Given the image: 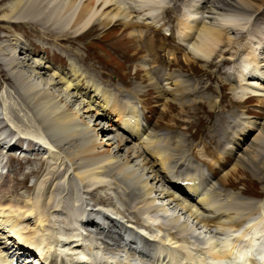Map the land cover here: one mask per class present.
Segmentation results:
<instances>
[{"label":"bare ground","instance_id":"6f19581e","mask_svg":"<svg viewBox=\"0 0 264 264\" xmlns=\"http://www.w3.org/2000/svg\"><path fill=\"white\" fill-rule=\"evenodd\" d=\"M10 1L14 3L11 7L5 8L7 4L4 3L9 2L10 4ZM253 1L263 4L264 0ZM251 4L248 2L247 5H244L239 0L238 2L234 1V3H231L230 0H173L172 4H169L168 0H16V2L15 0H0V6L2 5L0 7V15L2 16L0 24H25L27 26L34 24L45 43L35 50L33 44L28 43L27 47H21V40L13 39V46L9 45L11 53L6 54L3 52L5 53L7 48L0 46V52L3 54L0 57V68L2 69L0 78H3L4 82L11 87L14 96L17 97V99L14 98L13 107L17 108L16 111L23 110L28 118L26 120L28 127L24 125L20 128V124H18L19 114H15L18 116L13 118L11 103L8 99H4L3 113L10 126L14 127L19 135L35 139L46 137L50 146L55 147L59 152L58 154L54 153L52 149L49 152L52 154L55 164H59L61 167L68 164L69 166L66 167L67 174H73L71 175L73 182L80 180L87 188H90L89 195L94 196L100 190H110L112 193L115 192L124 197L123 210L114 206L113 201L105 196L97 198L93 208H101L102 204L111 201L110 204H113L114 207L113 211L122 215L126 223L134 222L149 229V222L156 224L160 214L171 215L174 224H181L178 232H167L163 234L164 236H161L162 233L141 231L150 239L159 241L156 242L158 244L156 250L159 249L158 253L162 254H153L152 244L150 245L149 240H141L140 238L142 247L139 251L136 250L138 247L133 248L137 243L136 241L129 246L123 244L121 250L126 253L129 251V254H126L129 258L127 264L128 262L129 264H170L161 261L159 256L162 255H167L173 264H215L214 260L209 259L212 254L217 253L216 249H213L212 253L210 252L214 244H222L220 249L225 252L228 250L227 244H233L237 241L239 242L236 246L239 248L254 245L249 249V255H252L253 251H257L256 243H260V239L264 238V199L255 202L243 199L240 194L232 195L228 199L225 196L228 188L233 187L231 176L238 173L239 170L249 172L252 177L257 178L264 185V122L258 121V119L264 118V72L262 71L264 58L263 60L258 58L257 49L248 54V59L244 60V71L238 80H232L233 75L224 72L226 81L239 82L242 93H237L230 98L224 92L226 85H223L220 87L222 93L218 96L220 103H217L213 100V96L216 94L213 83L221 82V79L211 82V75L207 71L202 74H195L199 79L193 88V85H187L186 80H183L181 75L165 72L169 70V67L163 65L165 58L162 56H170L168 59L171 60L170 64L177 65L173 71L180 72V70H185L184 66L178 65L177 61L172 60V58L174 57L176 60L178 57L181 58L182 50L184 61L188 64L194 61L204 62L205 69L207 66L210 68L211 64L219 58L225 60L223 50L225 53H230L232 46L235 43L238 44L239 35L242 41H247L246 45L253 47L258 45L264 48V24L260 22L262 20H259V17H264V15L261 13L258 16L259 8L251 7ZM183 6L189 8L183 12ZM177 14L181 16V19L177 16L169 21L170 17L172 18L173 15ZM59 15L60 19L56 21L52 19V17L55 18ZM246 16H250L249 21L243 20ZM253 16L257 17L253 19ZM167 24L169 27L166 26ZM171 24H173L172 28L170 27ZM248 24H250L249 28L246 29ZM37 25H41V27ZM44 26H49L52 29L55 27L58 31L63 32V36L57 37L55 34L44 31L42 28ZM94 27H99L101 31L119 29L120 27L124 31L128 30L127 42H131L133 46L125 53L114 45L112 50L104 47L106 53L111 54L112 60V56H114L118 60L126 61L128 59L133 62L132 59L136 58L132 57L130 52L135 50L133 55H139L138 57L141 59H150L149 71L137 69L136 76L144 72L152 87L161 95L163 102L161 114L164 118L168 115L170 108L177 110L179 107L183 118L192 115L198 119V126H186L185 133L190 134L188 137L184 134L177 137L175 134L178 129L175 130L172 127L162 129L160 127L162 117L155 125L140 123L143 114L137 109V105L143 103L145 99L142 94V86H137L135 92L129 90L125 94L121 93V87L107 90L106 84L102 83L101 85L104 87L102 93L97 85L99 82L96 80V84H91L84 90L86 94L83 95V98L89 101L84 102L80 101L78 97L82 95V93L80 94V87L83 85L81 83L84 82L79 72L72 69L71 73L75 80H70L56 72H50L47 69L49 67H45L49 64L46 50L48 47H52L51 40L60 53L49 52L52 58L55 55L59 56L62 63H58V68H61L64 64L70 63V53L66 47L73 46L78 42L82 43L84 39L82 35ZM73 28L77 31L76 36L71 32ZM167 28L171 31V35H166L165 38L163 34ZM144 30L150 31V34L145 35ZM69 31L71 33H68ZM231 33L238 35V39L233 38ZM71 35H73L71 37L73 40L69 38ZM158 36L163 38L161 42L163 44L160 46H158L160 39H157ZM105 37H96L94 43L103 45L108 42ZM131 37H135L137 41ZM165 40L178 41L181 48L170 46ZM85 42L83 49H88L93 53L99 51L90 48L97 46L92 45L89 40ZM27 49L29 50V58L19 55L20 51L26 52ZM97 49L99 48L97 47ZM244 49L246 50L247 47L244 46ZM40 51L44 54V58L41 59L43 63L36 62ZM242 57L239 58L242 59ZM31 58H34V61ZM212 58L215 59L212 60ZM30 60L35 64H30ZM50 63L56 67L55 64L57 63ZM230 64L232 66L235 63H224L226 67H230ZM252 64L255 66L251 67ZM47 73L53 74L49 80L44 79ZM204 74L209 82L201 79L200 76ZM136 76L134 75L135 79L142 80L141 77L137 78ZM92 82H95V79H92ZM129 83L134 85L131 77ZM87 85L90 84L87 83ZM60 86L63 89H58L59 95H56L52 88ZM92 93H96L97 97L101 96L102 103L100 105H95L96 101L91 99ZM249 93L252 96L248 97ZM196 95H208L207 103L187 101L190 99L189 97H196ZM256 96L259 97L256 105L244 106V104L254 101ZM123 99L132 100L133 107L126 108L122 104ZM207 104L212 109L210 119L217 110L222 112L228 110L215 121L216 123L213 122V130H207L208 123L205 125L203 120L207 113ZM234 108L246 110V114L251 115L254 119L241 118L235 110H232ZM225 115L227 116L224 117ZM174 121L179 124L177 119ZM92 123L93 125H91ZM4 128V125L1 124L0 131ZM194 129L195 131H193ZM162 131L169 132L170 136L167 140L161 138ZM256 132L257 134L252 138V143L250 142L249 145L248 142L252 134ZM101 137H105V139L102 140ZM134 140H139L141 143L134 147ZM191 142L204 144L209 150L213 146H216L215 149H223L224 157L218 160L219 168L209 166L207 168L210 175H205L201 170L192 166L194 163L192 161H195L197 157L193 160L191 159L192 156L190 158L189 156L178 155L179 158L177 159V154L184 153ZM44 143L49 145L46 141ZM19 144L20 141L17 146ZM209 144L212 145L211 148ZM225 145L228 146L225 147ZM3 146L4 144L0 143V158L4 154L2 152ZM13 148L14 146L6 153L7 164L11 168V172L6 178L11 176L12 166L15 163L19 165L20 161H25L24 165L30 167L28 172L25 170L14 172L13 187L6 183V179L3 180L2 186H0L3 191L15 195L20 191L32 188L27 183L42 172L46 161L36 157L16 158L13 155ZM31 150L32 152L35 151L34 148ZM214 155H216L215 152ZM228 161H234L232 170L224 177L215 180L217 170L220 171V168ZM172 168L176 169L175 177L168 175V171ZM191 170L196 172L194 177L184 175V171L190 172ZM66 177L68 178V175ZM175 178L182 181H199V183L197 185L195 183L194 186L182 187ZM163 184L167 186V189H158L160 188L158 186ZM204 184V187L210 190L207 194H202L205 188L201 190V186ZM71 188L72 194L64 205L68 224L73 222V213L78 205V199L73 197L78 189L76 190L74 185ZM42 189L43 201L39 198L25 200L21 204L19 202H6L5 199L0 201V226L9 229L12 239L17 241L16 246H13L16 247L14 251L5 249V252L12 254L17 252V256H19V254L29 253L34 255L32 250L36 251L40 256L36 264H48L49 262L52 264H85L88 262V257L86 258L82 255L84 253L77 251L83 246L80 239L69 241V244L65 245V232L54 226L55 221H53L52 216L56 213L55 208L62 206L58 200L59 192H55L57 186L52 185ZM179 194H185L186 200H184L185 198L181 200ZM137 195L141 198L139 205L144 208H141L144 212L140 214L141 216L145 215L148 220L147 226L144 225L139 214L132 210L133 199ZM195 199H198V202L192 204ZM89 207H92L90 203ZM250 210L256 212L251 211V214ZM245 211L250 212V215H248L249 212L248 214L245 213L247 218L233 217L234 214L240 216L239 214ZM133 215H138L140 218H134ZM181 216L187 217L183 223H181ZM30 220H34L33 228L26 223ZM105 220L114 228L123 229L126 227L121 221L114 220L109 216ZM94 224V220L89 219L82 222L81 226L87 228ZM244 224H247V227L242 229ZM96 226L99 227L97 223ZM156 226L163 230L161 224ZM102 230H104L105 236L112 241L120 243L122 240L121 234L116 231H106L105 228ZM100 235L104 234L101 233ZM133 237L136 238V235L134 234ZM193 238L207 240L206 246L203 248L201 246L196 247L198 243H193L195 240L192 241ZM196 240L195 242H197ZM75 242L78 243L76 251L72 247H67ZM171 249L173 252L170 251ZM177 252L186 254L189 258L176 261ZM126 256L119 254L121 258ZM100 257L102 256L100 255ZM107 258L109 259V257ZM107 258L105 259L108 260ZM80 259L81 263L76 262ZM116 259L119 260L118 257ZM189 259L194 261L191 262ZM116 262L118 263V261Z\"/></svg>","mask_w":264,"mask_h":264},{"label":"rangeland","instance_id":"374dc122","mask_svg":"<svg viewBox=\"0 0 264 264\" xmlns=\"http://www.w3.org/2000/svg\"><path fill=\"white\" fill-rule=\"evenodd\" d=\"M172 1L173 0H168V3L172 4ZM230 1H231V3H234V1L238 2V0H230ZM239 1L241 3H243L244 5H247L248 2H251L252 3L250 5L251 7L255 6L257 9L259 8L257 11L258 12L257 15L259 16L261 13L264 15V1H263V4H261V2H255L253 0H239ZM15 2H16V0H15ZM13 3H14L13 1L10 4H9V2L4 3L5 5L7 4L5 8L11 7V5ZM0 7H2V5ZM183 8H184L183 10H187L189 7L184 6ZM249 13H251V11H249ZM177 16H179L181 19V16L177 14V15H173L172 18L170 17L169 21H171V19H175ZM1 17L2 16L0 15V18ZM256 17L257 16H253V19ZM249 18H250V16H246L245 18H243V20L249 21ZM263 18L264 17L260 16L259 20H262L260 22H262L264 24ZM52 19L54 21H56L57 19H60V15L55 17V18L52 17ZM253 19H252V21H253ZM249 25L250 24L247 25L248 27L246 26L247 27L246 29L249 28ZM37 26L41 27V25H37ZM166 26L169 27V24H167ZM170 27L172 28L173 24H171ZM0 28H1L0 29V46H2L3 48L4 47L7 48L6 52L5 53L3 52V54L11 53L10 52L11 47H9V45L13 46V39H20L21 40V43H20L21 47H27L28 43L33 44L35 50H37V48H40L45 44L44 40L41 39V35L38 34V32H37L38 29L36 28V26L34 24H31L29 26H27L25 24H17V25L16 24H14V25L13 24H0ZM42 28L44 31H46L48 33L55 34L57 37L63 36V32L58 31L55 27L53 29L50 28L49 26H47V27L44 26ZM71 32L74 36H76L77 31H75L74 28L71 29ZM71 32L69 31L68 33H71ZM144 34L149 35L150 31L144 30ZM164 34H163V37L166 38V35H169L168 30L164 31ZM73 35L69 36L70 40H73V38H71V37H73ZM102 36H106L105 38L108 40V42H105L103 45L95 44L94 43L95 38L96 37H102ZM231 36H234L233 38L236 37V39H238V35H236V34L232 35V33H231ZM82 37H84V39H83L84 42L83 41H82V43L78 42L77 44H75L73 46L66 47L70 53V56H69V62L70 63L64 64L63 67H61V68H58V66H59L58 63H62L59 56L55 55L54 58H52L51 53L49 52V51H54L55 53H60L57 51L53 41L51 40L52 47L51 48L48 47V50H46L47 57L49 60V64H47V66H45L46 68L49 67L47 69H49L50 72L51 71L56 72V73L62 75L63 77H66L70 80H75L73 74L71 73L72 69H75V72H79V74L82 76L81 79L84 80V82L81 83V85L82 84L83 85L80 87V94L82 93V95L78 96L80 98V101L89 102L88 100L83 98V95L86 94V92H84V90H86L87 87L91 86V84L87 85V81H88V83H92V79H95L94 83H96V80H98V82L100 84L105 83L107 90L109 88L110 89L111 88L116 89L118 87H121L122 88L121 93H125V94H127L128 93L127 91H129V90L131 92H135L137 86H142V89H143L142 94L145 97L144 103L148 105V108L151 112V116H148L149 117V125H155L159 120H161L160 118L162 117V121L160 122V127L162 129L169 128V127H172L175 130L178 129V132L175 134L177 137H181V135H183V134L186 137H188L190 135L189 133H185L186 132L185 130L187 128L186 126H188V125L198 126L199 125L198 119L194 118L192 115L189 116L188 118H183L182 113L179 111L181 108H179V107H177V110L170 108L168 115L165 118L162 116L161 113H162V109H163V102H162L161 95L157 92V90L154 87H152L148 76L144 72H142L136 76L137 69L144 70L145 72L149 71L148 70V69H150V59L149 58L141 59V57H138L139 55H133L135 50L130 52V55L132 57L136 58V59H132L133 62H130V60H128V59L126 61L118 60L114 56H112L113 57V60H112L110 57L111 54L106 53V50L104 49V47L112 50V49H114V46H115L117 49H119L123 53H125L133 46V44L131 42H127V37H129L128 30L124 31V30H122V27H120L119 29L113 28V29H110L107 31H101L99 27H94L90 31H88L87 33L82 35ZM116 38H117V40H116ZM131 38L133 40L135 39V41H137V39L135 37H131ZM158 38H160L158 40V46H160L163 44V43H161L163 38L161 36H158L157 39ZM250 39H254V38H250ZM88 40L90 42H92V45L97 46L99 49H97V47H90V48L94 49V50H99L98 52L96 51L93 53L92 51H90L88 49L87 50L83 49V47L85 48V44H84V43H86L85 41H88ZM256 40H257V38H256ZM4 41H7V42H4ZM165 41L170 46H175L176 48H181L178 41H172V42H170L168 40H165ZM246 44H247V41H242L241 36L239 35L238 44L235 43L232 46L230 53H225V50H223V56H224L225 60H222L219 58L211 64L210 68H208V66H207V68H205V69H204V66H205L204 62L194 61V62H191V64H188L186 61H184L185 59H184L183 50H182L181 51L182 57L181 58L178 57V60H176L173 57L172 60L177 61L178 65H180V66L183 65L185 70L181 71L178 68L180 70V72L173 71L177 65L174 63L170 64L171 60H168L170 58V56L162 55L165 58L163 65L169 67V70L165 71V72L171 73L174 75H181L183 77L182 79L186 80L188 86L193 85V88H195L196 81L199 79L195 74H202V73H205L207 71V73L209 75H211V82H214L218 79L222 80L221 82L216 81L213 83V86L216 89V94H215V96H213V100H214V102L220 103V98L218 96L222 93V89L220 90V87H222L223 85H226L224 92L230 98L232 97L231 91L233 90V88L237 87L238 93L242 92V90L239 89V85L232 86V84L235 82L230 83V81H226V77L224 76V72H227L230 75H234L235 77H238L244 71V60L248 59L247 55L252 53L254 51V49L258 50L256 52V54L259 55L258 58L260 60H262L264 58V48H261L258 45H255L253 47V46H249ZM35 45H36V47H35ZM244 46L247 47L246 50L245 49L243 50ZM28 53H29V50L26 52L20 51L19 55L21 54V56H23L25 58L26 57L29 58ZM3 54L0 52V57ZM61 54L63 55V53H61ZM38 55H39V58L36 59V62L43 63L41 61V59L44 58V54L42 53V51H40L38 53ZM240 56H243L242 59L239 58ZM102 57H103V59H102ZM215 58H212V60H214ZM31 60L34 61V58H31ZM31 60H30V64H32V65L35 64V62L33 63V61H31ZM72 61H73V63H72ZM79 61H81V63H79ZM115 61H117L118 63H116ZM50 62L57 63V64H55L57 68L54 67ZM225 62H228V63L232 62L235 64H232V66L230 64L229 65L230 67H226V65H224ZM254 66H255L254 64L251 65V67H254ZM1 71H2V69L0 68V74L2 73ZM262 71L264 72V69ZM52 75L53 74L47 73L46 77H44V79L49 80V78ZM134 75L137 78L141 77L142 80L135 79ZM130 77L132 78V83L134 84L133 86L129 83ZM200 77L202 80L203 79L206 80L205 74L200 76ZM206 81L209 82L208 80H206ZM111 82H112V84H111ZM76 83H78V82H76ZM123 84L128 88H125V86ZM10 88L11 87L4 82L3 78H0V105H2V108H1L2 113H3V109H4L3 108V101H4V99H8V101L11 103L10 107L12 109L11 110L12 117L17 118L15 116H18V115H15V114H19V116H18L19 117V123L18 124H20L19 127L21 128L24 125L27 126V124H26V120H28L27 114L23 110H21L22 112L20 110L16 111L17 108L15 106L13 107V105H14L13 101L15 100L14 98L17 99V97L14 96V94ZM102 88H104L103 85H100V89H102ZM58 89L62 90L63 88H61V86L58 88H52V91L56 95H59V93L57 92ZM96 95H97L96 93L95 94L92 93L91 99L96 101L95 105H100V103H102V98L100 95L98 97ZM100 98H101V100H99ZM189 98L190 99L187 100L189 102H205V103H207L206 101H208L209 96L208 95H199V96L196 95V97H189ZM257 100H259V97L255 98L254 101L248 102L247 104H245V106L256 105ZM123 104L129 106L130 102L128 99H125V100H123ZM21 106H22V104H21ZM21 108H23V107H21ZM211 110L212 109L207 104V113L204 115V118H203L205 125L208 123L209 127L206 128L207 130H213V127H214L213 122L216 123L215 121L218 120L219 118H221L223 116V114H225L228 111L227 110L226 112H222L221 110H217L216 113L214 114V116L210 119ZM232 110H235L237 112L238 116H240L241 118L252 119V120L254 119L252 116L246 114V110L235 109V108ZM141 114H144V116H145L148 114V112L145 108H143L141 110ZM226 116L227 115H225L224 117H226ZM2 117H5L4 113L2 114ZM5 119L7 120V118H5ZM174 119H177L179 121V124H177L174 121ZM263 120H264V118L258 119V121H260V122H264ZM94 121H95V119H94ZM143 121L146 122L145 119H143ZM91 125H93V123ZM33 126L34 125L32 124V127ZM102 126H103V124H102ZM12 128L9 127L10 132L12 133V131H14L16 133V130L14 129V127H12ZM193 131H195V129ZM167 132L168 131H162L161 132V138L163 140H167L169 138L170 135H169V132L168 133ZM256 134H257V132L252 134V136L248 142L249 145L252 143V140H253L252 138ZM101 138H102V140L105 139V137H101ZM134 143H135V145L133 144V146L135 147V146L139 145L140 141H137V142L134 141ZM209 146L211 148L212 145L209 144ZM37 148L38 147H35V151L32 152V154H29L31 157H36L37 156L36 154H39V156H41V151H38ZM215 148H216V146H213V148H211V150H209L204 144H199L198 142H191L189 147L186 148V151H185L186 153L184 152V153H178L177 154V159L179 158V156H182V157L183 156H189L190 158L192 156L191 159H193V160L195 157H197V159H195V161H192V162H194V163H192V166L195 169L201 170L205 175H210V172H209L207 167L210 166V167H217L218 168V159L223 158V156H224V150L223 149H215ZM217 150H218V154H217ZM195 152H197V153H195ZM214 152L216 153L217 158H216V155H214ZM237 154H238V152H237ZM202 155H203V158H202ZM6 159H7V157L3 160H0V164L2 162L4 163L6 161ZM202 160H203V162H202ZM24 162L25 161H20L19 165L16 163L13 164L12 174L8 178H6V177L9 174H7V175L5 174L6 168L1 169V167H0V178L2 179V182L4 179H6V183L9 186L13 187L14 183L12 181V177H13L14 172L18 171V170H25V172H28L30 170V167H29V170L24 168L27 166V165H24ZM230 163H231L230 161L226 162L220 168V171L217 170V177L215 178V180H217L218 178L220 179L221 177H224L230 170H232V168L234 167V161L232 162L231 165H229ZM205 167H206V169H205ZM66 171L67 170L65 168V165L63 167H61L59 164L58 165L55 164V161H53V159H49L48 161H46L42 172L37 177L31 179L29 181V183H27L28 186L29 187L32 186V188H30L28 190L20 191L18 194L12 195V194H7L6 192H4L2 187H0V201L2 199L3 200L5 199L4 201H6V202L7 201H10L13 203L19 202L21 204V202L23 203L25 200L33 199L36 196H38V194L42 188L47 187L51 182H53L55 180V185L57 186V188L61 189V191L58 193V200L62 203V206L55 208V211L58 214H54L52 216L53 221H55L54 222L55 228L63 230L65 232L64 233L65 239L73 241V240H78V238H79L81 240V242L84 244V250H82V251L87 253L88 255L90 254L88 256V258L90 259L89 262L91 264H96V263L98 264V262L95 263V261H97V260L95 259L94 254L98 253V255H99L100 254L99 252L102 253L100 255L102 256L101 258H104V260H106L105 258L109 257V259L107 258L108 261H113L114 264H121V263L127 264V260L129 261V258L126 256V254H129V251L126 253V252L122 251L121 249L120 250L112 249L111 250L112 253L121 254V255L124 254L126 256V257H122V258L117 256L119 258V260L116 259L117 257L113 258L111 256H108L105 253V251L107 249L104 248V246L102 245V241L99 240V238H97V240H96L95 235H90V236L85 235V234L81 235L83 233L82 232L83 230L81 229L79 222H77L75 225H68L67 224V216L65 215V208H64V205L67 203L68 199L70 198V196L72 194V192H71V189H72L71 186L72 185L75 186L76 190L78 189L79 192L77 191V193H78L79 199L83 203H84V200H87L92 205L91 208H93V206L95 204L94 201L97 198L104 197V196L107 198H110L113 201L114 206H115V204H117L120 208H123L124 198H121L115 192L112 193V191H110V190H100L97 193H95L94 196L89 195L88 191L90 188H87L85 186V184L82 183L80 180L73 182V178L71 176L73 174L72 173L66 174L67 173ZM187 173L189 175L194 173L191 176L195 175V171H190ZM64 175L65 176L68 175V178L67 177L65 178ZM230 179H231V183H232L233 187L228 188V191L225 192V196L227 199L229 197L231 198L232 195L237 196V194H240L243 199H248V200H252L255 202L260 200V199H264V192H263L264 191V185L259 180H257V178L252 177V175L249 172L244 171V170H239L238 173L233 174ZM67 180H69V181H67ZM0 186H2V184ZM38 186H39V188H38ZM204 186H205V184H204ZM204 186L202 187V189L205 188L203 190V193H209L210 190ZM158 187H160V188H158L160 190L161 189L162 190L167 189V186H165L164 184L160 185ZM179 196L182 197V198L180 197L181 200H183L185 198L182 195H179ZM62 198H63V200H62ZM140 199L141 198L134 199V202H133L134 204L132 206V210L136 211L137 213L138 212L139 213L144 212V210L142 211V209H144V208H142L141 205L138 204L139 202H141V201H139ZM184 200H186V199H184ZM136 202H138V203L135 205ZM197 202H198V199H196L194 202H192V204H195ZM110 203H111V201L107 202L106 204H103V205L108 206L107 209L109 211H113L114 210L113 204L111 205ZM251 211L256 212L255 210H250V212ZM82 212H83V214L80 216V219L86 216V208L85 207H82ZM248 212L249 211H245L244 213L239 214L240 216H238V214H237V216L234 214L233 217L247 218L248 216L246 214H248ZM250 212L248 215H250ZM252 212H251V214H252ZM127 217H129V216H127ZM133 217L134 218H140L138 215H133ZM186 218L187 217L181 216V220L182 219L185 220ZM129 220H131V219H129ZM26 223L30 224L31 228H33L34 220L26 221ZM105 224L106 225L104 227H106L107 230H111L113 232H115L116 230H119L117 228L111 229L112 225H110L108 221H106ZM115 225H116V223H115ZM154 225L156 226V224H154ZM148 226H149V224H148ZM75 227H78V229H76ZM152 231L155 234H158V233L165 234L167 231L178 232V231H176L174 229L172 230L170 228H167L166 230H163L162 232H160L158 227H154V230H152ZM11 236H12V234L10 233L9 229L4 228V226H0V245H2L4 247H5V245L9 246L10 249L14 250V249H16V247H13V246H16L17 241H14ZM77 236H80V237H77ZM194 239L196 240L197 238H193L192 241ZM195 240L193 241V243H196V244L198 243L196 245V247L201 246V248H202L203 243L201 242V240L197 239L196 240L197 242H195ZM120 242H121V240H120ZM96 245H98L100 247V250L93 249V246L96 247ZM90 248H92V249H90ZM170 251H172V249ZM26 258H27V256L23 257V259H26ZM124 258H126V259H124ZM115 260L118 261V263ZM125 260H126V262H125ZM35 263H36V261H35ZM128 264H129V262H128Z\"/></svg>","mask_w":264,"mask_h":264}]
</instances>
